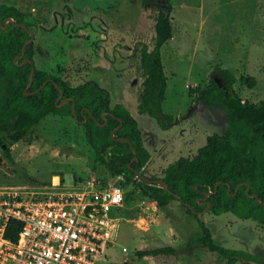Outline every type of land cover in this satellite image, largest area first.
Segmentation results:
<instances>
[{
	"label": "rangeland",
	"instance_id": "obj_1",
	"mask_svg": "<svg viewBox=\"0 0 264 264\" xmlns=\"http://www.w3.org/2000/svg\"><path fill=\"white\" fill-rule=\"evenodd\" d=\"M26 12L32 23L38 68L72 85L95 79L111 93L112 104L124 103L137 119L144 146L152 154L147 176L160 179L165 167L191 156L212 132L222 133L225 110L209 108L188 94L207 84L216 67L235 72L234 88L251 101L264 99V0H170L172 37L161 47L167 79L163 111L178 119L162 128L154 117L139 113L143 91L140 49L155 42V18L165 0H0ZM252 75L250 87L241 76ZM12 74L0 78V105L15 90ZM192 113L188 116L190 106ZM29 134L31 143L7 140L13 159L0 147V191L25 198L82 186L88 179L106 182L110 174L71 115L48 114ZM131 188V187H130ZM129 190V189H125ZM122 208L116 242L95 264H227L217 252L193 242L201 231L186 206L174 199L158 207L139 187ZM215 242L264 256V224L227 211L199 213ZM176 245L172 257H137L150 245ZM126 246V249H123ZM234 264H253L238 259Z\"/></svg>",
	"mask_w": 264,
	"mask_h": 264
},
{
	"label": "trees",
	"instance_id": "obj_2",
	"mask_svg": "<svg viewBox=\"0 0 264 264\" xmlns=\"http://www.w3.org/2000/svg\"><path fill=\"white\" fill-rule=\"evenodd\" d=\"M152 1L141 0V3ZM165 1L166 7L156 13L153 47L149 49L144 44L140 49L144 77L137 105L139 113L154 117L162 128L170 127L178 119L162 107L168 77L161 47L173 35L172 5L170 0ZM26 15L18 6L0 2V78L12 74L17 82L15 90L0 105V147L6 155L13 159L7 140L31 143L34 138L29 131L48 114L71 115L83 125L95 160L100 161L112 178L122 176V184L129 189L125 191L126 202L135 187L158 207L176 199L186 206L201 228L193 242L217 252L227 264H234L238 259L264 264L262 255L215 242L209 226L199 215L209 204L208 210L215 215L230 211L239 218H252L264 224V99L255 102L242 97L234 88L235 72L225 67L214 68L209 82L190 87L188 94L193 97L195 93L193 101L198 99L209 108H224L223 132L208 134L196 153L170 162L162 177L166 186L147 182L134 171L146 174L152 159L144 146L137 119L124 103L112 104L110 90L97 80L91 78L72 85L61 76L38 68L33 40L25 45L22 54L32 25ZM32 67L35 70L29 84ZM241 80L250 87L255 84L252 75L241 76ZM65 98L68 100L61 103ZM21 227L20 220H10L5 235L17 239ZM177 252L172 243L135 250L137 257L156 258L176 256ZM121 264H130V261L124 260Z\"/></svg>",
	"mask_w": 264,
	"mask_h": 264
},
{
	"label": "built area",
	"instance_id": "obj_3",
	"mask_svg": "<svg viewBox=\"0 0 264 264\" xmlns=\"http://www.w3.org/2000/svg\"><path fill=\"white\" fill-rule=\"evenodd\" d=\"M121 180L91 178L34 198L0 191V264H95L116 242L126 204ZM10 220L22 222L17 239L5 235Z\"/></svg>",
	"mask_w": 264,
	"mask_h": 264
},
{
	"label": "water",
	"instance_id": "obj_4",
	"mask_svg": "<svg viewBox=\"0 0 264 264\" xmlns=\"http://www.w3.org/2000/svg\"><path fill=\"white\" fill-rule=\"evenodd\" d=\"M22 25H23L24 27H26L25 24H22ZM28 31H29V33H30V37L25 41V44H24L23 49H22V54H23L24 51H25V45H26L27 43H29L30 41H32V39H33V35H34L33 30H32L31 28H28ZM34 70H35V67H32L31 72H30V76H29V84H30L31 81H32V76H33ZM26 93H28V92H26ZM61 94H62V93H61ZM61 94H60V95H61ZM66 100H68V98L63 99V100L61 101V103H63V102L66 101ZM192 109H193V106L191 105L190 108H189V110H188V112H187V115H186V116H188V115H190V114L192 113ZM72 110H73V113L75 114L74 105H72ZM133 151L136 152L135 147H133ZM134 158H135V157H134ZM134 171L136 172L137 175H139L141 178H143V179H144L145 181H147V182H151V183H152V182H155V183H158V184H160V185H162V186H166V182H165V180H164L163 178H160V179H151L149 176H147L146 174L141 173L140 171H138V170H136V169H134ZM208 208H209V204L207 205V207H206L205 209H208Z\"/></svg>",
	"mask_w": 264,
	"mask_h": 264
}]
</instances>
